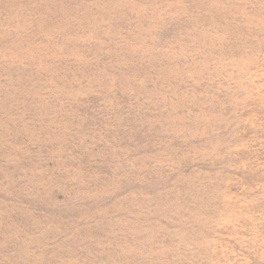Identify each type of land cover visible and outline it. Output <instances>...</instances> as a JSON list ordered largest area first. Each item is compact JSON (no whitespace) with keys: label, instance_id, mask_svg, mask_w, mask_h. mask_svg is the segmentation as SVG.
Returning <instances> with one entry per match:
<instances>
[{"label":"rangeland","instance_id":"1","mask_svg":"<svg viewBox=\"0 0 264 264\" xmlns=\"http://www.w3.org/2000/svg\"><path fill=\"white\" fill-rule=\"evenodd\" d=\"M0 264H264V0H0Z\"/></svg>","mask_w":264,"mask_h":264}]
</instances>
